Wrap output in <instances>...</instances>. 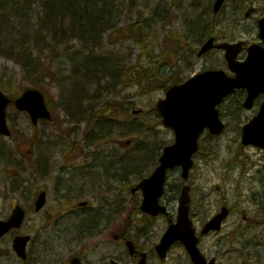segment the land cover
<instances>
[{"label":"rangeland","instance_id":"rangeland-1","mask_svg":"<svg viewBox=\"0 0 264 264\" xmlns=\"http://www.w3.org/2000/svg\"><path fill=\"white\" fill-rule=\"evenodd\" d=\"M34 1V5L26 1L20 4L25 8L23 13L31 15L30 18L9 16L15 13L11 9L1 11L8 15L2 18L5 31L0 36L1 90L15 98L26 88H35L33 77L40 78L36 89H40L47 99L53 122L50 126L40 123L34 127L28 115L12 107L7 110L15 134L14 143L11 144L13 156L20 163L15 169L9 168L6 160L0 161V190H3L0 194V219L8 218L17 203L31 212L20 231L21 234L30 235L33 240L28 247L30 264H67L71 254L78 251L91 264H108L107 259L114 258L113 252L119 261L127 264L128 256L123 248L119 250V245H114L111 233L127 227L134 232L146 224V218L137 210L143 196L140 193L131 194V189L152 174L156 163L150 160V164L138 171L131 167L124 170V167L135 154H140L137 149L142 148L143 153L153 150L151 147L155 141L173 142V132L158 127L154 116L156 104L165 98L163 87L169 86L172 81L186 80L205 69L228 71L222 52L213 51L201 59L196 57L200 44L206 38L199 30L206 28L202 25L207 19L203 13L210 6L209 0H198V8L193 4L195 0H110L108 7L114 9L117 27L115 31L107 33L102 46L95 53L120 60L124 78L121 77L117 83L112 82L109 85L111 91L104 93H98L96 84L84 85L85 82L74 78L79 71L76 69L79 66L74 64L82 60L78 56L73 57L74 52L82 56L86 54L82 43H79L81 40L75 35L73 39H64L57 44L49 42L46 47L41 45L38 49L25 45L24 40L30 38L23 31L28 29L32 38H37L35 24L44 17L41 15L42 0ZM87 1L83 0L86 6L94 4L93 0ZM236 1L241 5L244 3V0ZM236 4L234 2L224 9L225 23L222 29L216 30L215 36L222 42L256 39V30L252 29L250 22H237V19H241V7H236ZM258 4L262 5V1L258 0ZM46 6L51 8L50 3ZM141 16L144 19L152 16L154 20L148 30L153 33H150L146 46L140 45L135 38L139 37L138 34L130 31ZM86 17L81 16L76 22L68 23L67 28L82 25ZM17 59L26 66L20 65ZM142 71L146 72L148 81L140 78L145 73ZM110 79L109 76L105 81ZM71 83L76 89L75 94L89 95L90 103L84 105V109L88 110L84 121L68 119L66 112L59 108ZM238 101L242 102V93L228 98L222 106L223 120L228 125L224 134L217 138L207 133L202 136V152L195 159V167L188 181L192 185L195 204L192 213L197 229L203 221L215 215L223 203L234 208L221 232L211 234L200 243L203 253L207 257L217 258L218 264H244L248 258L241 256L239 250L245 238L261 242L262 247L254 255L264 259V224L258 207L261 197L257 195L264 194V174L257 172L258 167L264 164V153L253 147L241 146L242 127L253 113L240 110ZM134 109H142L143 115L133 116L131 111ZM99 114L102 120H112L108 119L109 126L103 132L95 125ZM95 130H98L95 134L99 136L93 144H88L86 139ZM128 139L132 143L127 146L128 149H122L118 143ZM31 148L34 153L28 156ZM158 150L154 153L161 152ZM30 158L40 163L34 169L31 163L24 164ZM40 160L45 165L47 163V175L39 173L42 167ZM21 164L26 167L17 178ZM144 164L142 156L134 167ZM105 172L108 177H105ZM180 175L178 170L170 175L162 201L169 207L174 222L178 205L173 190L183 183ZM26 180L28 182L22 187L26 190L25 195L11 193L14 191L13 184L19 186ZM42 190L47 192V204L41 212H32L31 204ZM64 194L66 198L63 199ZM82 201H88L90 209L77 210V204ZM93 214H99L104 233L95 236L96 239L92 237L86 242H77L79 229L74 228L79 227L80 217ZM129 219H134L132 224H124ZM168 221L166 216L149 221L154 242L166 230ZM13 238L10 234L0 240V253L1 250L8 252L0 256V264H25L13 251ZM84 245H87V249L82 252ZM146 248L149 249L148 246ZM186 255L185 250L177 245L171 249L166 262L157 264H188Z\"/></svg>","mask_w":264,"mask_h":264},{"label":"water","instance_id":"water-1","mask_svg":"<svg viewBox=\"0 0 264 264\" xmlns=\"http://www.w3.org/2000/svg\"><path fill=\"white\" fill-rule=\"evenodd\" d=\"M213 47L214 39L203 46L200 56ZM216 47L227 49L226 56L229 60V68L236 73L235 78H229L222 71L203 73L184 85L170 88L167 92V99L160 101L157 105L159 117L164 118V126L174 129L176 142L173 146L164 149L165 151L159 160L160 166L153 172L151 178L142 181L136 189H141L144 195L141 210L153 217L166 213V207L160 206L159 200L164 195L167 171L181 166L182 178H188L189 170L193 166L192 157L199 149L200 134L206 128H209L214 135L225 130V125L220 121L216 109L223 99L228 94L235 92L234 90L237 88L248 89L250 94L245 107L249 108L252 106L254 98L260 93H264V59L262 60L260 55L257 54V58L253 56L249 62L241 64L235 62L236 54L239 52L236 46L224 44ZM10 103L9 98L0 90V135L4 136L11 135L6 112ZM15 105L19 111H28L35 125L39 119H50V112L47 111L44 97L38 90H27L23 96L16 100ZM243 143L245 145L252 143L258 147H264V105L260 115L244 128ZM190 189L191 187L188 185L182 189L177 222L169 226L157 250L164 258L168 249L177 241H181L195 264H207V260L197 248L199 239L196 237V231L189 215L191 210ZM45 202V193H42L37 203V210L41 209ZM24 216L25 211L18 207L14 210L9 221H0V238L11 228L21 227ZM227 216V210L223 209L220 215L205 225L202 235L208 234L212 230H220L221 223ZM29 239V237H22L17 238L14 242L17 254L23 258H26L25 248ZM214 263L215 260L213 259L210 264Z\"/></svg>","mask_w":264,"mask_h":264},{"label":"trees","instance_id":"trees-1","mask_svg":"<svg viewBox=\"0 0 264 264\" xmlns=\"http://www.w3.org/2000/svg\"><path fill=\"white\" fill-rule=\"evenodd\" d=\"M70 7L72 8H78L79 2H83V0H70ZM89 5V4H88ZM80 6H86L81 4ZM50 15L55 18L56 14L58 12L54 9V6L51 5V8L49 9ZM106 10L103 9L100 12L92 11L93 14L88 13L86 16V19L83 20L82 25L78 28V30H75V28H67V24L65 23H57L56 25L52 26L51 33L53 35V42L54 44L59 43V41H63L64 39H72L74 37H77L83 42L84 50L86 51V60L83 63L87 77V80L89 81L90 85H93L94 82H97V85L100 87L99 90H103L104 86L102 83L104 82L105 78L108 79V77H112V71H114L118 66L116 64H110V61L102 60L101 57L95 53V44L102 43L103 34L110 28L114 27L115 23L110 16H107L104 12ZM105 14L103 17L101 14ZM59 15V14H58ZM60 16V15H59ZM140 29H142L140 25ZM77 33V34H76ZM73 34V35H72ZM75 35V36H74ZM0 36H2L0 31ZM74 36V37H71ZM38 37V36H37ZM71 37V38H70ZM37 41H40V39L36 38ZM138 41L142 44L143 41L138 39ZM11 47L10 49H12ZM32 48V45H31ZM23 56V55H22ZM18 62L22 63V65L25 67L26 64L20 59H17ZM28 60H31L28 58ZM30 68V67H29ZM117 72V71H116ZM92 73V74H90ZM99 76H95V75ZM120 73L118 72L117 75L113 77V80L117 78V81L120 79ZM92 77L95 79H98L97 81H92ZM33 84L34 86H39V79L33 77ZM144 78H147V74H144ZM105 83V82H104ZM65 110L68 111V113H71L72 109L65 108ZM74 118H77V114L73 115ZM78 119V118H77ZM83 120V119H82ZM0 161H7L9 163L8 167H14L17 168V160L16 157L13 156V149L12 146L5 142L2 138L0 139ZM16 185V184H13ZM17 187V186H15ZM14 187V188H15Z\"/></svg>","mask_w":264,"mask_h":264},{"label":"flooded vegetation","instance_id":"flooded-vegetation-1","mask_svg":"<svg viewBox=\"0 0 264 264\" xmlns=\"http://www.w3.org/2000/svg\"><path fill=\"white\" fill-rule=\"evenodd\" d=\"M13 1L17 2L18 4H22L23 1H26L30 5L36 4V1H34V0H13ZM248 11L251 14L249 15V17H246V15H245V17L247 18V20H251L254 23H256L257 24V27H258L259 26V24H258L259 21L262 18H264V10L261 11V8L254 7L252 4H250V7L248 8ZM254 17H255V19H253ZM81 209H85V208H81ZM259 212H260V216H261V218L263 220L262 223L264 224V219H263V217H264V207H261V211H259ZM261 218H258V219H261ZM124 236H125V234H124ZM124 236H123V234H122V236H121V234H118L119 239H124ZM253 244L260 245V242H258V241L256 242L255 241ZM146 252L149 254V256L151 255L150 252H148V251L145 250V248L142 246V243L139 245V247H138L137 244H135V253L131 257V262H132L131 264H140L139 261L141 260L142 255H144V254L147 255ZM149 256L147 255L146 264H150V261H152V258L149 257ZM85 264H90V263H85Z\"/></svg>","mask_w":264,"mask_h":264}]
</instances>
